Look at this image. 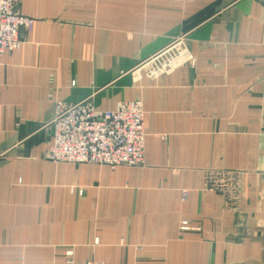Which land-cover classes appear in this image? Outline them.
Wrapping results in <instances>:
<instances>
[{"label": "crops", "instance_id": "obj_1", "mask_svg": "<svg viewBox=\"0 0 264 264\" xmlns=\"http://www.w3.org/2000/svg\"><path fill=\"white\" fill-rule=\"evenodd\" d=\"M263 2L19 0L34 25L0 59V264H264ZM87 98L142 102L144 167L41 158L54 102Z\"/></svg>", "mask_w": 264, "mask_h": 264}, {"label": "built area", "instance_id": "obj_2", "mask_svg": "<svg viewBox=\"0 0 264 264\" xmlns=\"http://www.w3.org/2000/svg\"><path fill=\"white\" fill-rule=\"evenodd\" d=\"M18 2L0 0V59L20 48L21 31L30 33L33 29L34 21L17 12ZM144 115L140 100L120 101L107 111L97 110L90 98L76 104L56 101L51 142L41 157L52 163L142 168L145 166ZM188 229L186 222H182L179 230ZM65 256V264H104L100 261L76 263L72 251H67Z\"/></svg>", "mask_w": 264, "mask_h": 264}, {"label": "rangeland", "instance_id": "obj_3", "mask_svg": "<svg viewBox=\"0 0 264 264\" xmlns=\"http://www.w3.org/2000/svg\"><path fill=\"white\" fill-rule=\"evenodd\" d=\"M166 58H167V55H164V56H161V55H155L154 57L152 56V57H150L149 58V61H148V63H149V66L148 67H154L155 68V66H157V67H159V66H161V65H163L164 63H165V60H166ZM156 59V60H155ZM155 60V62H153ZM165 66V65H164ZM163 66V67H164ZM162 67V66H161ZM42 158V157H41Z\"/></svg>", "mask_w": 264, "mask_h": 264}]
</instances>
